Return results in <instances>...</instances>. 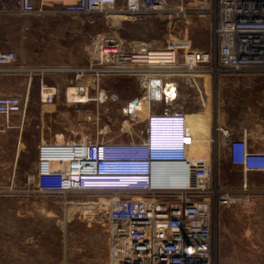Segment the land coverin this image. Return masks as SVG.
I'll return each mask as SVG.
<instances>
[{
  "label": "built area",
  "instance_id": "2783aa9c",
  "mask_svg": "<svg viewBox=\"0 0 264 264\" xmlns=\"http://www.w3.org/2000/svg\"><path fill=\"white\" fill-rule=\"evenodd\" d=\"M20 9L24 14L45 12L32 0H20ZM61 12H165L178 18L206 17L211 27L210 47L198 44L194 34L180 33L169 38L163 49L127 48L114 37L85 43L87 65L62 69L72 74L73 80L61 90L41 77L40 102L56 105L63 95V102L70 103L69 93H99L106 75H129L138 81L139 99L148 106L144 129L130 134L137 140L42 141L37 147L35 171L28 177L32 186L11 191L107 194L106 201L86 206L84 216L105 225L109 264H216L218 210L251 206L261 200L264 189L246 182L237 188L217 184L216 159L193 158L190 133L180 146L162 149L151 145L150 128L170 117H179L178 124L181 118L187 121L180 105L182 76L217 79L264 74V0H78L64 5ZM15 59L14 51L0 50V72L30 73L29 68L13 66ZM27 104L28 99L19 94L0 95V116L5 124L9 126L13 116H25ZM216 132L232 165L244 173L264 172V152L252 151L245 133L235 138L227 127H218ZM165 162L178 165L169 182L149 172L150 166ZM112 169H133L138 174L113 175L109 173Z\"/></svg>",
  "mask_w": 264,
  "mask_h": 264
},
{
  "label": "rangeland",
  "instance_id": "374dc122",
  "mask_svg": "<svg viewBox=\"0 0 264 264\" xmlns=\"http://www.w3.org/2000/svg\"><path fill=\"white\" fill-rule=\"evenodd\" d=\"M115 15L81 14L63 18V22L76 25L79 32L72 36L83 42L88 32L85 21L87 25L91 21L92 34L115 32L124 38L118 39L123 46L128 40L165 47L169 38L180 33L194 34L198 44L210 47L211 27L206 17L178 18L157 12L129 17L115 26L111 21ZM212 82L210 78L205 87L207 104L218 107L227 120L245 126L253 135L264 134V74L224 75L213 86ZM99 91L92 90L91 97L96 100L78 106L63 102V95L52 106L37 99L27 106L25 116H13L9 126L0 116L4 124L0 126V264H5V245L21 244L22 240L38 244L27 249L26 262L30 264H109L105 225L84 216L86 206L106 201L107 194L11 191L32 186L26 181L35 171L38 145L55 140L58 134L65 140H137L130 134L143 130L147 117L145 111L136 118L131 113V106L140 100L138 81L129 75H106ZM191 156L210 158L203 151L199 156L191 152ZM241 179L242 174L230 171L229 165L216 158L217 184L233 187ZM216 227V264H264V200L247 207L219 209Z\"/></svg>",
  "mask_w": 264,
  "mask_h": 264
},
{
  "label": "crops",
  "instance_id": "0c3cea01",
  "mask_svg": "<svg viewBox=\"0 0 264 264\" xmlns=\"http://www.w3.org/2000/svg\"><path fill=\"white\" fill-rule=\"evenodd\" d=\"M32 1L37 7H43L45 12L24 14L20 9V0H0V50L15 52L13 66L31 69L30 73L0 72V95L19 94L28 99L27 106L39 99L41 77L48 85L59 90L70 84L73 75L62 69L87 65L89 54L85 50V43H89V36L92 34L91 21L89 25L86 21L84 24L88 30L85 42L72 36L79 32L76 25L63 22V18L78 17L61 12L64 5L76 3L78 0ZM211 80L216 84L218 78ZM191 81L192 87L183 88L184 95L188 94V97L182 99L194 135L199 140L191 152L199 156L200 151H203L212 160L219 156L220 164L229 165L230 171L242 174L240 183L231 188L240 187L246 182L250 187L264 189V172L244 173L241 167L229 162L226 145L220 140L216 128H229L235 138H241L245 133L250 149L256 152H264V134L253 135L245 126L227 120L220 114L218 107L207 104L205 87L210 76L199 79L193 77ZM0 126L4 124L0 123ZM26 182L29 185L28 180ZM261 200H264V196ZM25 243L27 242L22 240L21 244L5 245V264H30L26 262L27 249L37 247L38 244Z\"/></svg>",
  "mask_w": 264,
  "mask_h": 264
},
{
  "label": "clouds",
  "instance_id": "9594fccd",
  "mask_svg": "<svg viewBox=\"0 0 264 264\" xmlns=\"http://www.w3.org/2000/svg\"><path fill=\"white\" fill-rule=\"evenodd\" d=\"M177 118L179 117L166 118L165 120L157 121L155 125L151 126L149 140L152 146L162 149H171L181 145L189 133V128L184 118H181V124H178L176 121ZM177 170L178 165L176 163L165 162L159 167L154 165L150 166L149 172L154 177H160L169 182ZM109 173L113 175L130 176L133 174L137 175L138 171L133 169H112Z\"/></svg>",
  "mask_w": 264,
  "mask_h": 264
},
{
  "label": "bare ground",
  "instance_id": "6f19581e",
  "mask_svg": "<svg viewBox=\"0 0 264 264\" xmlns=\"http://www.w3.org/2000/svg\"><path fill=\"white\" fill-rule=\"evenodd\" d=\"M92 14H95V13H92ZM98 14H104V15H107L108 16V14H117V15H115V16H112L111 17V21H112V24H114L115 26L116 25H121V23L122 22H124V21H128V18L129 17H139V16H147V15H151L152 13H98ZM91 15V14H90ZM128 16V17H127ZM132 19V18H131ZM133 20V19H132ZM109 35H112V37H114V38H116V39H124V38H121L119 35H117L115 32H105V33H103V34H97V35H95V34H91L90 36H89V43L88 44H96V43H98L101 39H104L105 38V36L107 37V36H109ZM126 40V39H125ZM124 45L127 47V48H131V47H137V48H140V47H149V48H154V49H163V48H165V47H155V46H153L152 44H150V43H147V42H138V41H128V40H126L125 41V43H124ZM193 77L192 76H182L181 77V83H182V85H181V87L182 88H186V87H192V81H191V79H192ZM71 91V90H70ZM183 93V92H182ZM167 95H169L168 93H167ZM188 94H186V95H184V93H183V95H182V99L183 98H186V97H188L187 96ZM91 96H87V95H80V94H78V93H74V94H71V93H69L68 95H67V99H68V101L70 102V103H75V102H78L80 105H84V104H87V103H89V102H91V101H94L93 99L91 100V98H90ZM181 99V100H182ZM182 107L184 108V106L182 105ZM131 109H133V112H131L132 113V115L133 116H135V118H136V116L137 115H142V113L145 111L146 112V116H148V114H149V111H148V106L145 104V103H143L141 100H139V101H137V102H135L132 106H131ZM143 116V115H142ZM135 118H134V121H136L135 120ZM187 125H188V128H189V131H190V133L192 134V136L194 137V142L192 143V147H191V149L192 148H195V145H196V143L199 141L196 137H195V135H194V131H193V129H192V126H191V124H190V121H189V118L187 117ZM128 132H132V130H130V131H128ZM58 140L59 141H62L63 140V138H64V136L63 135H61V134H58Z\"/></svg>",
  "mask_w": 264,
  "mask_h": 264
},
{
  "label": "water",
  "instance_id": "95a60500",
  "mask_svg": "<svg viewBox=\"0 0 264 264\" xmlns=\"http://www.w3.org/2000/svg\"><path fill=\"white\" fill-rule=\"evenodd\" d=\"M156 95V93H154V96Z\"/></svg>",
  "mask_w": 264,
  "mask_h": 264
}]
</instances>
